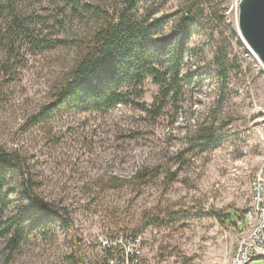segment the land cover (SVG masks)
I'll use <instances>...</instances> for the list:
<instances>
[{"label":"rangeland","instance_id":"374dc122","mask_svg":"<svg viewBox=\"0 0 264 264\" xmlns=\"http://www.w3.org/2000/svg\"><path fill=\"white\" fill-rule=\"evenodd\" d=\"M125 1L27 6L48 22L46 39L32 49L16 47L0 74V147L20 163L0 193L7 203L0 221L7 227L25 218L16 248L0 238V264H89L86 240L105 231L142 234L143 264L229 262L250 181L264 179V67L239 35L235 0H202L203 14L185 45L187 82L170 103L179 108L176 116L170 109L151 120L126 104L106 111L51 106L103 17ZM179 4L141 0L135 15L152 7L156 17L169 15ZM173 25L172 17L164 33ZM142 88L139 100L151 102L157 85L146 79ZM215 105L225 140L198 152L191 134ZM153 168L159 172L145 181L134 178ZM29 192L47 203L52 217L38 214ZM74 237L82 263L72 251Z\"/></svg>","mask_w":264,"mask_h":264},{"label":"trees","instance_id":"16d2710c","mask_svg":"<svg viewBox=\"0 0 264 264\" xmlns=\"http://www.w3.org/2000/svg\"><path fill=\"white\" fill-rule=\"evenodd\" d=\"M35 2L41 0H0V49L5 56H0V74L7 73L10 54L16 47L32 49L46 39L42 34L47 27L46 15L42 19L36 11L26 10L30 3ZM140 2L141 0H126L113 15L106 14L103 17L104 20L88 44L85 54L75 61L70 72L59 83L52 107L56 109L58 106L72 104L81 110L92 107L106 111L118 104H126L143 112L151 120H156L170 109L174 116L177 115L179 108L170 103L179 100L187 82L186 76L182 75L185 45L192 22L203 14L200 6L202 0H180L177 10L158 17L155 16L157 7L149 8L136 17ZM172 17L173 28L164 33L163 30ZM35 20H38L36 24ZM146 79H150L158 87L151 102L141 101L138 97L143 93L142 87ZM217 105L209 109L206 117L191 134V147L198 152L216 148L225 140L221 132L222 123L214 111ZM177 155L180 159L183 150ZM19 169L18 155L0 147V193L8 183V177ZM158 172V168H153L151 174L139 170L134 178L145 181ZM173 179L174 176L169 178L170 181ZM27 197L34 208H38V214L53 216L47 203L32 192ZM6 204L0 197L1 212ZM215 215L218 216L219 213ZM24 220L25 218L17 219L7 227H3L2 220L0 221V238L7 236L11 248H16L20 241L23 233L21 224ZM76 243L77 239L74 237L72 251L77 253V259L82 263Z\"/></svg>","mask_w":264,"mask_h":264},{"label":"built area","instance_id":"2783aa9c","mask_svg":"<svg viewBox=\"0 0 264 264\" xmlns=\"http://www.w3.org/2000/svg\"><path fill=\"white\" fill-rule=\"evenodd\" d=\"M238 5L239 0H235ZM250 203L239 223L237 239L228 264L264 260V179L250 181ZM143 235L105 231L86 240L89 264H143Z\"/></svg>","mask_w":264,"mask_h":264},{"label":"water","instance_id":"95a60500","mask_svg":"<svg viewBox=\"0 0 264 264\" xmlns=\"http://www.w3.org/2000/svg\"><path fill=\"white\" fill-rule=\"evenodd\" d=\"M237 28L243 42L264 67V0H239Z\"/></svg>","mask_w":264,"mask_h":264}]
</instances>
